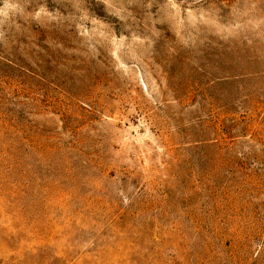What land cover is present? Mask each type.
<instances>
[{"label":"rangeland","instance_id":"1","mask_svg":"<svg viewBox=\"0 0 264 264\" xmlns=\"http://www.w3.org/2000/svg\"><path fill=\"white\" fill-rule=\"evenodd\" d=\"M0 264H264V0H0Z\"/></svg>","mask_w":264,"mask_h":264}]
</instances>
